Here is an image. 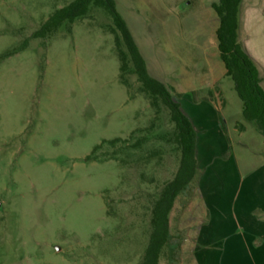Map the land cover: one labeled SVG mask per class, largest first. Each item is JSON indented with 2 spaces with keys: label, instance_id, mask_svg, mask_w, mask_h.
Returning <instances> with one entry per match:
<instances>
[{
  "label": "rangeland",
  "instance_id": "374dc122",
  "mask_svg": "<svg viewBox=\"0 0 264 264\" xmlns=\"http://www.w3.org/2000/svg\"><path fill=\"white\" fill-rule=\"evenodd\" d=\"M73 1L0 0V264H142L179 168L170 109L132 66L121 80L106 9L35 37ZM114 2L198 133L160 264H264V136L219 56V0ZM240 11L264 88V0Z\"/></svg>",
  "mask_w": 264,
  "mask_h": 264
},
{
  "label": "trees",
  "instance_id": "16d2710c",
  "mask_svg": "<svg viewBox=\"0 0 264 264\" xmlns=\"http://www.w3.org/2000/svg\"><path fill=\"white\" fill-rule=\"evenodd\" d=\"M243 0H219L213 9L219 18L216 31L219 56L224 64L226 76L234 83V89L243 103L245 120L255 123L264 136V88L259 69L239 41L240 10ZM92 6L102 7L112 17L111 29L120 61L121 80L131 70L137 76L142 91L155 105L161 99L170 109L171 120L176 129V144L181 157L178 171L167 183L152 212V232L142 264H160L163 251L170 240V214L177 197L192 183L197 173L198 133L190 118L173 100L167 87L153 78L146 61L123 17L117 11L114 0H74L69 5L55 11L35 34L36 38H46L65 23L73 24L86 17Z\"/></svg>",
  "mask_w": 264,
  "mask_h": 264
},
{
  "label": "crops",
  "instance_id": "0c3cea01",
  "mask_svg": "<svg viewBox=\"0 0 264 264\" xmlns=\"http://www.w3.org/2000/svg\"><path fill=\"white\" fill-rule=\"evenodd\" d=\"M247 53H248V52H247ZM248 54H249V53H248ZM249 55H250V54H249ZM253 57H254V58H252V57H251V58L253 59V61L255 62V64H256V63L258 64V62H260V59H258V58H257L256 56H254V55H253ZM257 67H258V66H257ZM190 120H191V119H190Z\"/></svg>",
  "mask_w": 264,
  "mask_h": 264
}]
</instances>
